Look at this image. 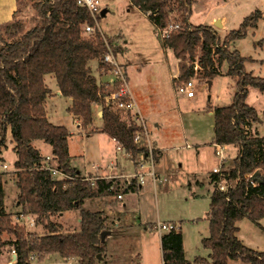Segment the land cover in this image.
I'll list each match as a JSON object with an SVG mask.
<instances>
[{"label": "trees", "instance_id": "16d2710c", "mask_svg": "<svg viewBox=\"0 0 264 264\" xmlns=\"http://www.w3.org/2000/svg\"><path fill=\"white\" fill-rule=\"evenodd\" d=\"M31 1L37 16L32 26L24 30L21 19L14 17L19 12L20 0L12 20L0 25L3 28V33L0 32V151L6 147V134L10 130L17 156L12 172L0 170V243H9L16 250L15 264H31L32 253L39 261L56 253L65 259L77 258L79 264H105L106 240H100V234L109 229L104 223V212L85 209L82 204L86 198L115 192L110 188L114 186L113 180L99 179L94 185L87 180L58 181L39 168L44 157L32 144L34 140H43L51 146V154L63 172L79 175L71 165L67 127L47 118L44 103L50 88L45 76L52 75L61 94L71 98L68 112L79 121L82 130L93 123L92 105L102 102L103 130L131 155L132 161H136L139 152L148 154L147 148L134 140L140 126L131 113L103 102L118 86L99 83L88 66L96 59L99 67L105 66L104 37L109 44L112 39L96 28L93 33L84 31L85 24H95L77 0ZM130 2L149 17L156 30L170 22L179 24L178 29L161 39L163 47L172 49L178 60L179 73L173 81L193 75L192 62L196 57L201 75L208 79L222 74L218 68L221 62L228 65L225 74L236 82L235 93L230 104L209 108L214 117L212 144L233 145L238 152L224 172L231 186L226 191L214 187L210 196L209 234L204 236L202 245L209 249L211 264H230V260L264 264V251L249 248L236 235L237 223L242 218L255 222L264 217V178L254 186L246 179L256 170L264 172V136L249 130L251 123L264 121L246 99L249 87L264 93V77L247 72L244 62L250 59L230 48L233 40L244 37L259 20L264 22V11L255 9L238 28L221 38L211 24L190 22L194 0ZM154 158L157 159L155 151ZM9 174L15 178L17 204L22 211L35 215L36 224L44 229L42 235L12 222V213L4 205ZM215 180L218 175L212 173V181ZM72 209L80 211V229L63 232L62 225L53 218ZM3 235H10V240L3 241ZM161 238L163 264L189 263L179 232L169 231ZM200 260L207 262L205 258Z\"/></svg>", "mask_w": 264, "mask_h": 264}, {"label": "rangeland", "instance_id": "374dc122", "mask_svg": "<svg viewBox=\"0 0 264 264\" xmlns=\"http://www.w3.org/2000/svg\"><path fill=\"white\" fill-rule=\"evenodd\" d=\"M20 1L19 12L14 17L21 19L23 29L26 30L36 22V11L31 0ZM100 5L106 8L107 12L103 16L98 14V28L104 36L112 39L110 44L112 51L117 50L114 52L121 64L127 68L128 85L147 119L149 135L151 136L153 132V121L156 118V121L161 122V128L156 133L160 132L166 141L163 157L159 161L160 165H163V171L160 172L163 180L161 179L160 183L157 181L153 187V181L150 182L148 179H152V176L149 175L150 177L145 178L142 184V191L124 194V197L125 195L127 197L125 201L127 208L134 218L143 222V225L132 221L134 225L130 226L125 234H121L120 229L118 231L114 229V237L105 239L106 247L107 243L113 245L116 264H162V238H159L154 225L157 219L174 220L180 223L184 255L188 264H211L209 249L202 245L204 236L209 234L207 211H209L208 189L211 186L207 182V176L213 167L218 165L215 147L210 143L213 136V117L209 114V108L230 104L235 93L236 82L225 74L228 65L223 61L218 67L222 74L208 79L201 75L203 73L200 72V68L198 73L193 75L197 77L194 97L188 98L184 94H178L175 90V81H172L173 86L169 76L170 72L175 69L174 54L163 47L162 38L149 17L137 9L130 0H100ZM255 9L264 10V1L198 0L196 8L191 6L190 19L193 24L198 25L205 17L207 21L215 16L226 17L224 29L211 24L217 28L220 37L223 38L230 31L238 28L244 18ZM170 15L174 18L173 13ZM0 32L3 33L2 27H0ZM263 40L264 23L259 20L255 28L250 27L244 37L237 38L230 44L231 50L236 49L242 56L250 59L244 62L246 71L262 77H264ZM216 58L217 56L215 60ZM197 60L198 57L195 58V61ZM96 61L98 64L97 59ZM92 68L95 71L97 67L94 64ZM208 81L212 82L210 86ZM48 83L49 86H53L50 78ZM246 99L248 104L255 106L259 111L262 108L259 115L264 121V93L255 87H249ZM51 104L54 119L65 122L72 133L68 136L71 153L87 152L92 162L97 160L109 164L110 161H118L124 173H133L130 156L115 149L113 143L108 142L106 137L100 134L86 137L77 133L76 124L66 111L67 103L64 96L53 97ZM51 107L48 106L50 112ZM97 107L99 105L93 108V118L98 124L101 120L95 115ZM261 124L264 125V122ZM262 125L258 124L257 128ZM9 143L10 141L6 143V151L3 153V160L0 159V161H6L4 163L9 165L10 169L17 156L13 151L12 142V145ZM186 143L190 146L187 147ZM41 150L44 152L45 149L41 148ZM224 150L228 155L225 166H230L234 151L229 148H224ZM166 164H169L168 171ZM148 168H150L149 163L146 164L145 170L148 171ZM0 170L3 171L1 166ZM111 174L107 173V175ZM164 175L167 176L164 178ZM191 175H195L203 182V187L192 184L194 187L190 191L186 180L187 177L192 180ZM6 178L8 179L5 185L6 208L11 211L17 202L18 190L15 186L14 175L9 174ZM123 186L124 184L120 183L119 187L123 188ZM109 195L115 194L113 192ZM112 200L110 205L114 207L117 200L115 198ZM96 202H94L93 209L98 210L104 207L98 199ZM75 213V209L67 210L63 215H57L53 219L62 225L63 232L67 229L79 230L80 223ZM17 214L19 213H12V222ZM238 226L237 236L245 245L254 250L264 251V217L255 222L244 217L238 221ZM161 234L165 232L160 233V236ZM2 238L7 242L11 237L3 235ZM10 247L9 243H0V258L8 256L7 252ZM204 258L207 262L200 260ZM78 263L73 262V264ZM231 264L247 263L235 260Z\"/></svg>", "mask_w": 264, "mask_h": 264}, {"label": "crops", "instance_id": "0c3cea01", "mask_svg": "<svg viewBox=\"0 0 264 264\" xmlns=\"http://www.w3.org/2000/svg\"><path fill=\"white\" fill-rule=\"evenodd\" d=\"M197 3H198V0H194L193 6L195 8L197 6ZM18 4H19V0H0V25L8 23L10 20H12L13 12L17 9ZM261 11H264V10H261ZM217 17H219V16H215V17L211 18L209 21H207V17H205L202 21H200V23L213 24L214 22H216V19H219L220 22H221V28L224 29L226 27V25H225L226 17H219V18H217ZM190 22H191V19H190ZM165 49H169V48H165ZM169 51H172V49H169ZM174 58H175V56H174ZM174 60H175V65H174L175 69L173 71H171L170 75H169L171 83H172L173 79L177 78L178 71H179L178 61H177L176 58ZM94 64L98 68V69L95 68V71L92 68V66ZM88 66L91 69V73L94 75V77L96 78V80L99 83H105V82H107V81H109L111 79V77L108 74L104 73L101 70V67H99V65L97 64L96 60L90 61ZM123 67H125V66H123ZM125 70H126V74H127V68L126 67H125ZM49 78L52 81L53 86H49V83H48L49 82ZM45 83H46L47 87L50 88V93L47 95L45 103H44L45 107H46L47 118H48L49 121L53 122L54 124L62 125V126L65 125L66 126L65 122L62 123V122L56 121L54 119V117L52 116L53 113H52V107H51V105H52L51 101L53 100V97H55V96H62L63 97L64 95L61 94V92L59 90V87L56 84L55 78L52 75H46L45 76ZM172 84L174 86V83H172ZM211 84H212V82H211ZM248 92H249V89H248ZM132 96H133V94H132ZM133 99H134V97H133ZM65 100H66V103H67L66 111L70 115V117L73 120V122L76 124L77 133L83 134L86 137L100 134V135L106 137L108 142H112L113 143L112 145L115 146V149L120 150L122 153L126 154L128 157L130 156V159H131V155L126 153V152H124V149H118L117 148V145H118L117 141L114 140L112 137H110L103 130V120L101 119V114H102V104H101V102H97V103H94L92 105V120H93V123L91 125H89L86 130H82L80 128V126H79V121L70 112H68V107L71 105V98L65 97ZM134 102H136L135 99H134ZM49 105L51 107V112L48 110V106ZM97 105H99V107H97V110L95 111V115L97 117H99L100 120H101V123H98V124L96 123V121L93 118V116H94L93 108L96 107ZM136 105H137V108H138L142 118H144L145 121H146L147 119L144 117V114L142 113V110L139 108L138 102H136ZM261 110H262V108L260 109V111L257 108L258 113H261L262 112ZM209 114L213 117L212 112L209 111ZM156 120L157 119L155 118L154 121H153V128H152L153 132L150 131L151 132V136H152L153 146L155 148V152L157 153V159H154V165H153V170L155 172L156 179H155L154 182H152V179L148 178L150 180V182L153 183L152 184L153 187H155V185L157 184V181H158V183H160V181L162 179L161 175H160L161 174L160 172L163 171V167H162L163 165H160L159 161L163 157V150H164V147H165L164 145L166 143L163 135H161L160 132L156 133V131L160 130V128H161V124H160L161 122L160 121H156ZM213 124H214V117H213L212 128H213ZM258 124L262 125L260 122L251 123V126H250L249 130H250V133H252V134H256L257 133L258 135H260L262 137V136H264V128H262V126H264V125H262V126L257 128ZM147 129H148V127H147ZM68 131H69V136H70L72 133H71L70 130H68ZM212 134H213V132H212ZM213 136H214V134H213ZM213 136H212V139H213ZM6 139H7L6 143H8L10 141L9 144H11V142H12V144L14 145V142L11 139L10 130L7 131ZM212 139L210 140L211 144H212ZM42 141L43 140H34L32 142V144L39 151L40 155H42L45 158V157H47V155H52L51 154L52 148H51V146L48 143L46 144L45 142H42ZM36 143H38V145ZM69 145H70V142H69V139H68V153L71 156V165L76 168V170L80 174V176H82V175H88L89 177H95V176H99V175L105 176V175H107V173H112V174L113 173H115V174L116 173H121L120 171H122L121 174H126V173H124L123 168L119 164L118 161H110L109 164H104V162L103 163L101 161L98 162L97 160L95 162H92V160L89 159V154L87 152H83L82 151L80 153L79 152L78 153L77 152L76 153H71ZM187 145L190 146L189 143H186V146ZM212 146L215 147L214 144H212ZM5 148L6 147L2 148L1 151H0V156L2 158H3L4 151H6ZM41 148L45 149L44 152L41 150ZM223 148L232 149L234 151V155H232L233 158L236 156V154L238 152L237 151V147H235L233 145H223ZM16 159H17V157L14 159V161ZM4 162H6V161H0V166ZM131 162H132V166H133V170H134L133 172H135L136 169H137V163H136V161L135 162L132 161V159H131ZM111 163H113V166L110 168V164ZM168 165L166 164V168L167 167L169 168ZM168 168H167V171H168ZM143 169H144V171L147 170V169L145 170V168H143ZM13 170H14V166H12L9 169V165H8L6 171H13ZM115 174H113V175L116 176V177H113L112 179H107V180H113L114 186H112V189L116 190L114 192L115 195L110 196L109 194H103V195H100V196L91 197L90 199L86 198L84 200L83 204H82V206L85 209H88V210H91V211H100V210L104 211V215H106L104 223L107 225L108 229L111 231L107 236H105L104 240L107 237H114V235H115L113 233L114 229H117V231H118V229H120V230H122L121 234H125L130 229V226L134 225V223L132 221H134V222L137 221V222H139L140 224L143 225V222L138 221V219H136V217L135 218L133 217L134 215H132V212L129 211V209L127 208L128 205L125 202L126 198H127L126 195H128L130 193L134 194L136 192L142 191V188H143L142 184L138 186L137 190L134 189L133 191H131V190L129 191L127 189L119 187L120 183H122L121 182L122 179L117 177L118 174H116V175ZM165 176H167V175H164V178H165ZM147 177H150V176L148 175V176H146V178ZM191 177H192V180L188 179V177H187V180H186L187 181V186H188L190 191L193 190V187H194L192 184H195V186L203 187L202 186L203 182L198 180L195 175L194 176L191 175ZM207 179H208L207 182L211 186V188L208 189L209 190L208 191V203H209L210 202V196H211V194L213 192V189L215 187L213 185V181H212V171L208 173ZM119 192L123 193V196H122L121 199L116 197L117 193H119ZM124 194H126L125 197H124ZM197 196H201V195H197ZM114 198L117 200L116 201L117 204H115V206L112 207V205H110V201H113L112 199H114ZM97 199L99 200V202L101 201L102 205H104V207H101L98 210L97 209H93V205L95 204L94 202H96ZM4 205H5V208H6L7 207L6 206L7 205L6 204V196H5ZM209 206H210V203H209ZM6 209L10 213L24 212V211H22L21 206L17 204V202H16V204H14L13 210L10 211L8 208H6ZM75 212H76L75 214L78 216L77 221L79 223V221H80V211L78 209H75ZM24 213H26L28 215L29 220L33 219V225L32 226H28L27 230L29 232H31V233L34 232V233H36L38 235H42L44 233V229L39 228V227H41V225L36 224L35 215L32 214V213H28V212H24ZM64 213H66V212H63V213H61L59 215H63ZM207 213H208V211H207ZM159 221H161V220H159ZM164 222H166V223L173 222L175 224H178V226H179L178 232L181 234L180 223H178L179 221L169 220V221H164ZM237 225H238V223H237ZM145 230H146V228H145ZM66 231H74V230L67 229ZM66 231L64 230V232H66ZM158 236H159V238L161 237L160 233H158ZM11 248L12 247H10L8 252H7V254H8L7 257L0 258V264H13V263H11V259H10V250H11ZM114 255H116V253H115V251L113 249V245H110L109 243H107L106 251H105L104 256H103L104 257L103 258V262L105 264H116V262L114 261L115 260ZM232 261H235V260H230L229 263L231 264ZM73 262L78 263V259L74 258V257H68L67 259H65V258L60 257L56 253H50V255H46L43 258V260H40V261L38 259H36V257H35V259L33 260V262L31 264H73ZM162 264H163V260H162Z\"/></svg>", "mask_w": 264, "mask_h": 264}, {"label": "built area", "instance_id": "2783aa9c", "mask_svg": "<svg viewBox=\"0 0 264 264\" xmlns=\"http://www.w3.org/2000/svg\"><path fill=\"white\" fill-rule=\"evenodd\" d=\"M77 3H79L81 6L85 7L90 17H92L94 21V26H91L89 24L84 25V31L86 33H93L95 28L99 30L98 28V14L101 12L102 7L100 5V0H77ZM179 24L170 22L164 28L158 29L160 36L162 39L164 37H168L172 30L178 29ZM100 31V30H99ZM100 33L104 35L101 31ZM104 41L106 44V52L104 53L102 57V61L105 64V66L101 67V70L108 74L111 79L104 84L114 86L116 84L118 86L117 91L107 95L104 97L103 102L105 105L112 106L114 109L117 110H123L125 112H129L132 115V118L136 121L138 126L140 128L136 130L134 134V140L136 143L145 146L147 148V153L139 152L136 157V163H137V169L135 172L131 174H119L118 177L122 179V183L124 184L123 188L127 190L133 191L134 189H137L139 185L143 184L145 182L146 176L150 175L152 176V181L154 182L155 172L153 170L154 165V151L155 148L153 146V141L151 139V136L149 135V130L146 126V121L144 118H142L136 102H134L132 92L130 90V86L128 85V77L126 74L125 67L121 64L119 61L117 54L112 51L110 44L106 41L104 37ZM214 55V54H213ZM194 73L193 75H196L198 73V70L200 69V66L198 65V61L192 62ZM191 76L188 79H183V81H175V90L178 94L185 95L188 98L194 97L195 95V82L197 80L196 76ZM102 104V102H101ZM189 146V145H187ZM118 149H122L121 146L117 145ZM215 155L218 157V165L216 167H213L212 173L218 175V180H215L213 182V185L220 191H226L231 185L229 180L225 177V171L226 166L225 162L228 157L226 151L223 148V145H215L214 148ZM149 163L150 168H148V171H144L143 168H145L146 164ZM113 166V163L110 164V168ZM8 165L6 163H3L1 165V169L3 171L7 170ZM43 170H46L50 173V176L54 180L58 181H65V180H87L90 181L92 185H94L95 181L99 179H112V175H99L95 177H89L88 175H71L67 172H63L57 165V162L55 161V158L53 155H47L43 159V161L40 164V167ZM255 172V171H254ZM260 173V172H259ZM254 173L249 174L246 179L250 185L256 184V179H252V175ZM261 179L264 178V172L260 173ZM112 188V187H110ZM123 196V193L119 192L117 193L116 197L121 199ZM16 219L14 220V223H17L18 225H21L25 227L26 229L28 226L33 225V219L29 220V217L26 213L20 212L16 215ZM154 228L157 230L158 233H169V231H175L178 232L179 226L178 224H175L173 222L166 223L164 221L157 220V223L154 225ZM36 255L32 253V255L29 257L30 263L33 262ZM10 259L11 263L15 264L16 262V250L14 248H11L10 250Z\"/></svg>", "mask_w": 264, "mask_h": 264}, {"label": "water", "instance_id": "95a60500", "mask_svg": "<svg viewBox=\"0 0 264 264\" xmlns=\"http://www.w3.org/2000/svg\"><path fill=\"white\" fill-rule=\"evenodd\" d=\"M107 9L106 8H102L100 15H104L106 13ZM215 26L221 27V22L219 19H216V22L213 23ZM209 85L211 84L210 81H208ZM125 152V151H124ZM252 179H256L257 181L261 179L260 173L258 170H256L254 172V174L252 175ZM111 231L110 230H103L100 234V240L104 241L105 236H107ZM97 257L100 259V255H97Z\"/></svg>", "mask_w": 264, "mask_h": 264}]
</instances>
